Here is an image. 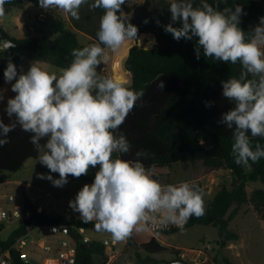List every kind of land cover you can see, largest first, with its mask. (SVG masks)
I'll use <instances>...</instances> for the list:
<instances>
[{"label": "clouds", "instance_id": "obj_1", "mask_svg": "<svg viewBox=\"0 0 264 264\" xmlns=\"http://www.w3.org/2000/svg\"><path fill=\"white\" fill-rule=\"evenodd\" d=\"M9 2L0 0V17ZM38 2L44 10L60 9L75 20L80 19L83 5L90 10L102 9L98 42L72 49L73 59L59 76L43 70L36 62L26 72L21 68L18 73L9 59L3 77L6 83L15 81L11 83L15 96L7 100L5 111L15 120L5 124L0 119V135L6 137L17 124L33 133L31 142L39 150V163L59 174L58 179L45 174L37 178L47 179L55 187L66 185L69 176L79 178L87 175L90 167L99 166L93 183L83 185L75 199L69 201V207L80 214L83 223H93L97 232L110 233L114 242H123L133 233L146 232L151 227L175 225L183 231L190 218L205 214L202 189L188 181L161 184L154 178L152 167H146L141 160L148 158L145 151H137L135 160L113 158L114 153L130 151L127 137L116 133L144 96L143 90L126 87L97 71L110 60L107 50L118 52L128 41L141 43L137 26L126 20L122 10L126 0ZM223 2L200 0L194 7L191 0H171V22L164 30L177 41L197 38V59L202 51L204 57L242 66L239 77L221 81L222 96L233 106L221 114L218 123L232 130L234 162L250 168L264 158V146L252 143V138H264V17L246 36L239 26L244 14L241 5L221 10ZM13 46L5 41L3 48ZM158 88L163 90V81ZM3 98L0 90V100ZM213 103L206 101L205 106L212 107ZM45 137L47 142L41 145ZM6 143L7 139H0V145Z\"/></svg>", "mask_w": 264, "mask_h": 264}, {"label": "trees", "instance_id": "obj_2", "mask_svg": "<svg viewBox=\"0 0 264 264\" xmlns=\"http://www.w3.org/2000/svg\"><path fill=\"white\" fill-rule=\"evenodd\" d=\"M170 2L171 0H159L155 5H143L140 13L128 20L137 26L138 37L142 33H153L158 44L148 51L144 50L142 45L139 46L143 48L138 45L131 47L124 62L125 70L131 74V84L126 87L136 91L143 90L144 96L137 101L116 133H123L127 137L131 149L126 154L114 153L113 158L120 156L125 160H135L137 151L147 152L148 158H141L146 167H152L153 172L156 169H168L165 174L153 175L164 185L175 184L178 175L187 171L195 176H206L222 169L231 171L237 177L234 188L230 190L223 187L207 205L204 203L205 214L199 218L193 216L184 228L196 225H211L217 228L220 238L218 244L224 249L229 242L240 239L239 234L230 230V223L239 214L240 207L251 204L254 212L264 220V190H255L251 197L246 190L249 182L261 181L264 184V158L251 164L250 168L237 165L231 155L232 130L218 123L221 114L233 106L222 96L221 81L229 77H239L242 66L239 63H225L204 57L202 51L197 59V38L177 41L172 34L166 33L164 26L171 22V13L168 10ZM191 2L195 7L199 5L200 0ZM207 2L213 4L214 0ZM28 4L38 6L39 2L10 0L4 7L23 9ZM237 4L241 5L244 13L241 15L239 26L246 32V36L250 35L248 32L258 25L260 17H264V0H224L220 9H234ZM102 14V9L90 10L88 5H83L79 12L80 19L71 18L75 30L90 37V44L98 42L96 34L99 24L95 23L94 17L98 16L100 21ZM145 20L148 22L144 23ZM143 36L145 35L139 39ZM8 37L19 44L12 52V62L17 66L18 73L23 69L24 57L66 68L73 59L72 49L87 46L81 42L78 33L71 29L64 30L53 39L44 35L25 39H15L9 35ZM0 47H3L1 38ZM7 64L5 50L0 48V86L5 83L3 73ZM104 68L105 65L101 64L97 71L102 75ZM160 81L164 83L163 90L158 88ZM206 101L214 102L212 107H206ZM252 143L253 146L256 143L264 146V138H252ZM98 169L99 166L90 167L88 174L79 178L92 184ZM196 185L203 191L202 185ZM233 206L236 208L229 214ZM33 224L35 228L65 224L84 227L88 231L95 229L93 223L85 224L80 217H51L47 213H38L36 206L26 199L18 228L5 241H0V255L9 251L12 264H25L20 260L15 245L30 232L29 227ZM4 229L5 224H1L0 233ZM179 231L181 230L172 233ZM128 246L136 249L134 264H156L159 261L153 256L168 250L155 237L150 242L139 245L132 235ZM76 248L75 264L108 262V248L101 240L95 239L85 243L82 237L77 235ZM214 264H217L216 261ZM223 264L234 263L224 259Z\"/></svg>", "mask_w": 264, "mask_h": 264}, {"label": "rangeland", "instance_id": "obj_3", "mask_svg": "<svg viewBox=\"0 0 264 264\" xmlns=\"http://www.w3.org/2000/svg\"><path fill=\"white\" fill-rule=\"evenodd\" d=\"M158 2L159 0H126V3L122 5V10L126 20H130L140 13L143 5L151 3L155 5ZM8 15L9 12L5 11L3 17ZM94 21L99 24V17L95 16ZM142 35H148L154 39L153 47L158 44L153 33H142L139 37ZM47 36L51 37V35ZM80 38L83 44H90V40L86 37L81 36ZM140 41V45L144 47L142 40ZM129 42L133 44V46L137 45L134 41ZM124 46V50L120 49L121 51L115 53L111 52V50H107L110 60L107 64H104L105 68L103 75L110 76L120 81L125 86H129L131 84V74L124 68L129 44H124ZM142 46L139 47L143 48ZM32 62H36L38 66L49 73H55L57 76L61 74L62 68H58L43 61L38 62L29 59L25 61V72ZM0 90H2L4 97L3 100H0V119H2L5 124H9L15 120V117L13 116L10 118L5 109L7 107V100L13 98L15 95L11 91V83H3L0 86ZM32 135L33 133L22 130L19 124H17L15 129L10 131L6 137L0 135V139H7L8 141V143L0 145V176H2L7 183L4 184L2 180H0V191L8 194L23 195V203H26V199H28L36 208L42 206L43 213H47L51 217H80L79 213L74 212L69 207V201L75 199L76 194L83 185L90 183L80 178L69 176L66 185L63 187H55L51 181L37 178L38 174H45L52 175L53 179H58L59 174L51 173L46 166L39 163V150L31 142ZM46 142L47 137L40 140L41 145H44ZM42 151L40 154H42ZM246 171L248 172L249 170L247 169ZM167 172L168 169H156L153 175H161ZM236 180L237 177L226 169L214 171L206 176H195L193 173L187 171L178 175L175 184L188 181L202 185L204 203L207 205L223 187L232 190ZM38 189L41 191H37ZM246 190L249 197H251L255 190H264V184L261 181L249 182ZM67 208L71 209L72 212L70 214H65ZM235 208L236 206H233L229 214ZM18 226L19 223L16 222L5 223V229L0 233V241H5ZM29 230L33 231L36 236H43L45 231L41 227L35 228V224L31 225ZM230 230L239 234L240 239L233 242V245L229 249H222L220 247L218 244L220 240L219 231L211 225H196L192 228L175 233L162 232L156 234L159 242L166 246L168 250L164 253L154 255L153 258L159 261L156 264H173L176 261H184L190 264H204L203 260L206 256L208 257V262L206 264H214V261H216L217 264H223L224 259H228L234 264H264V220L254 212L251 204L240 207L239 214L230 223ZM89 232L97 240L112 237L108 232H97L95 229ZM135 236L138 240H146L149 235L146 231L135 233ZM128 241L129 238L119 243L116 249L117 255L113 258L111 264H127L129 261L131 264H134L136 262V249L130 248L128 246ZM206 245H210V249L205 251L206 255L197 258L198 254L196 251L203 250V247ZM52 247L54 252L58 250L57 244H52ZM181 255H184V259ZM33 256L44 264H58V257L54 254L37 252Z\"/></svg>", "mask_w": 264, "mask_h": 264}, {"label": "built area", "instance_id": "obj_4", "mask_svg": "<svg viewBox=\"0 0 264 264\" xmlns=\"http://www.w3.org/2000/svg\"><path fill=\"white\" fill-rule=\"evenodd\" d=\"M56 10L57 9L45 10L33 16L29 23L30 30L33 32H39L52 18ZM37 191L41 190L38 189ZM23 200V195L8 194L0 191V212L4 214L0 216V225L7 222H20L24 209ZM36 209L38 213H43L42 206H39ZM71 212V209L67 208L65 214H70ZM187 224L188 222L184 228ZM41 228L45 230L43 236H36L33 231H30L15 245V249L18 251L20 260L25 264H44L34 258L33 255L37 252L56 255L58 257V264H75L77 256L76 236H81L85 243L95 240V237L84 227L65 224H50ZM175 230L180 229L175 225H168L167 227H151V230L149 231L156 234L162 232H172ZM101 241L108 248L107 254L109 260L107 264H111L113 258L117 255L116 249L118 248L120 242H114L112 237L103 238ZM52 244L58 245V250L56 252L53 251L54 249ZM209 249L210 245H206L203 247V250L196 251L198 254L197 258L202 255H206L205 251ZM9 253L10 252L7 251L6 253L0 255V264H12L11 260L7 257ZM181 256L184 259V255ZM207 262L208 257L206 256L203 263L206 264Z\"/></svg>", "mask_w": 264, "mask_h": 264}, {"label": "crops", "instance_id": "obj_5", "mask_svg": "<svg viewBox=\"0 0 264 264\" xmlns=\"http://www.w3.org/2000/svg\"><path fill=\"white\" fill-rule=\"evenodd\" d=\"M5 11L9 12L8 16H2L0 17V24L3 28V30L11 37L15 39H25L33 36L38 35H44L47 38L53 39L56 36H58L61 32L67 29L74 30L78 33L79 38L81 36L86 37L88 40H90V37L82 32H78L75 30L73 23L71 21V17L69 14L63 12L60 9H57L52 16V18L43 26V28L39 32H33L29 28L30 19L39 14L40 12L45 11L44 9L40 8V6H34L33 4H28L23 9L14 8V9H5ZM4 24V25H3ZM6 27V28H4ZM47 35H51V37H48ZM81 39V38H80ZM129 44V50L131 47H133V44H130V42H126L125 45ZM88 45V44H85ZM126 53V57L128 55V52ZM28 58H23V71L25 67V61ZM31 60V59H29ZM36 61V60H35ZM41 62V61H38ZM0 179L4 184H7L2 176H0ZM147 234L149 235L146 240H138V238L135 236V233H133V237L136 240V242L141 245L144 243H148L152 240V238H156V234L160 233H151L150 231H147ZM158 240V239H157ZM159 241V240H158ZM233 242H229L228 246L224 249H229ZM161 243V242H160ZM162 244V243H161ZM163 245V244H162ZM164 246V245H163ZM166 247V246H165Z\"/></svg>", "mask_w": 264, "mask_h": 264}, {"label": "water", "instance_id": "obj_6", "mask_svg": "<svg viewBox=\"0 0 264 264\" xmlns=\"http://www.w3.org/2000/svg\"><path fill=\"white\" fill-rule=\"evenodd\" d=\"M0 38L3 40V45H4V42L5 41H10L12 43V45H14L13 47H10L8 49H5V55H6V59L7 61H9V59L12 60V52H13V49L18 47L19 44L14 42L13 40H11L8 35L6 34V32L3 30L1 24H0ZM0 254H1V250H0ZM8 258H11V254L9 253L7 255ZM176 262H179V264H190V263H187V262H184V261H176ZM176 262H174L173 264H176Z\"/></svg>", "mask_w": 264, "mask_h": 264}, {"label": "bare ground", "instance_id": "obj_7", "mask_svg": "<svg viewBox=\"0 0 264 264\" xmlns=\"http://www.w3.org/2000/svg\"><path fill=\"white\" fill-rule=\"evenodd\" d=\"M142 44L144 45V47L146 48H148V49H152V47H153V45H154V43H153V41H154V39L151 37V36H148V35H145V36H143L142 37ZM121 50H124L125 49V46L123 45L121 48H120ZM121 50H119V51H121ZM120 53V52H119ZM118 53V54H119ZM116 55V54H115ZM116 57V56H115ZM119 59V58H118ZM115 60V59H114ZM115 64H116V62H115ZM116 71V70H115Z\"/></svg>", "mask_w": 264, "mask_h": 264}]
</instances>
